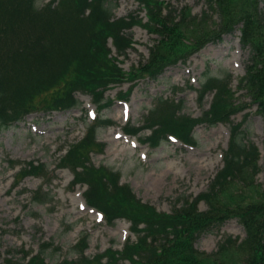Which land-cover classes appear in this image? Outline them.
Returning <instances> with one entry per match:
<instances>
[{
    "label": "trees",
    "instance_id": "obj_1",
    "mask_svg": "<svg viewBox=\"0 0 264 264\" xmlns=\"http://www.w3.org/2000/svg\"><path fill=\"white\" fill-rule=\"evenodd\" d=\"M138 1L147 11L149 24L145 25L158 39L149 47L144 62L126 75L110 55L106 38L112 36L118 54H124L131 44L125 29L137 21L133 17L113 19L109 0H53L44 5L38 0H0V127L35 109L77 106V90L90 94L99 108L107 107L110 101L102 103V94L110 83L141 75L157 78L166 66L238 25L241 44L249 48L238 88L264 116V0H204L209 12L216 13L213 25L205 10L194 15L186 6L174 9L158 0ZM230 76L218 79L204 74L197 91L199 100L211 91L213 97L209 108L197 118L179 114L182 100L158 96L147 110L145 127L151 134L143 141L157 146L165 140V133L171 132L194 143L191 130L196 123H230V116L243 106L235 103ZM108 122L97 119L91 124L84 137L69 146L61 164L73 170L75 182L87 184V202L102 210L108 222L127 217L136 239H128L120 251L110 249L107 255L89 259L84 255V236L72 248L77 264H101L104 255L105 264H119L122 259L129 264H264V181L258 185L255 180L260 152L239 123L230 126L222 166L206 189L167 213L136 200L129 185L119 183L118 173L84 163L94 149L96 130ZM125 130L136 134L140 128L127 124ZM262 148L264 151V138ZM40 169L42 165L30 164L26 172ZM39 194L34 193V201L41 198ZM199 201L207 208L200 210ZM231 218L244 227V238L238 241L226 235L211 252L195 247L200 234ZM50 246L41 243L38 254L17 264H48L44 254ZM6 262L16 264L9 259Z\"/></svg>",
    "mask_w": 264,
    "mask_h": 264
},
{
    "label": "rangeland",
    "instance_id": "obj_2",
    "mask_svg": "<svg viewBox=\"0 0 264 264\" xmlns=\"http://www.w3.org/2000/svg\"><path fill=\"white\" fill-rule=\"evenodd\" d=\"M164 1L171 7L187 6L196 15L208 11L211 24L217 21L216 13L209 12L204 0ZM109 5L114 18L144 17L140 4L135 0H110ZM128 32L135 45L134 49L126 52L127 56H118L123 71L146 58L147 48L157 38L141 24ZM238 34V30H234L232 35L206 43L196 52L166 67L157 78L111 83L102 94L103 101L110 98L111 104L100 111L101 118L110 120L111 124L97 129L94 149L88 152L84 163L118 173L119 181L129 185L136 200L170 213L173 207L183 204L184 199L206 189L222 165L221 153L227 146L228 127L239 123L245 137L261 149L260 172L255 178L260 185L264 181V116L257 113L245 91L238 88V79L243 75L249 57V48L234 38ZM204 74L218 79L231 75L229 85L234 91L235 103L243 106L230 116V123H196L191 130L194 146L175 144L171 139L153 147L141 144L139 140L143 141L149 134L148 127H145L146 112L158 96L171 98L172 92L176 91V98L182 100L179 114L192 118L202 115L211 102L210 92L204 94L201 102L198 99L197 91L204 82ZM115 95L126 100L120 99L113 104L111 99ZM77 97L83 102L79 107L30 113L23 120L0 128V264H7L8 259L21 263L20 249L36 252L46 241L51 245L44 254L48 263L75 262L78 256L72 248L84 232L88 233L85 252L90 256L102 253L108 247L120 250L126 238L135 239V234L129 231V224L121 218L108 224L97 220L96 214L87 206L80 208L85 182L71 185L72 172L59 167L64 149L85 133V123L81 122L84 115L80 109L82 106L87 110L94 108L90 97L82 92H78ZM128 123L140 130L138 138L125 141L121 130ZM30 160L42 163V169L35 175H22L24 168L21 167ZM19 169L21 172L18 173ZM38 188L42 190L41 198L33 201ZM197 205L200 210L207 208L202 201ZM226 235H232L238 241L244 238L245 231L236 218L200 234L194 244L200 250L211 252Z\"/></svg>",
    "mask_w": 264,
    "mask_h": 264
}]
</instances>
